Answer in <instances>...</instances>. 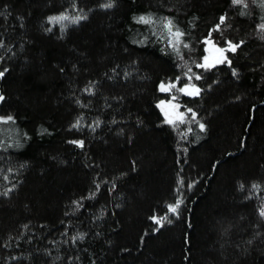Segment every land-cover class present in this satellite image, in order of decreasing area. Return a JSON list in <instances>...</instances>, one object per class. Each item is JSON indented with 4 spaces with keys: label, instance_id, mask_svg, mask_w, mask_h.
<instances>
[{
    "label": "trees",
    "instance_id": "trees-1",
    "mask_svg": "<svg viewBox=\"0 0 264 264\" xmlns=\"http://www.w3.org/2000/svg\"><path fill=\"white\" fill-rule=\"evenodd\" d=\"M262 26L264 0H0V264H264ZM162 84L199 88L187 122Z\"/></svg>",
    "mask_w": 264,
    "mask_h": 264
},
{
    "label": "rangeland",
    "instance_id": "rangeland-1",
    "mask_svg": "<svg viewBox=\"0 0 264 264\" xmlns=\"http://www.w3.org/2000/svg\"><path fill=\"white\" fill-rule=\"evenodd\" d=\"M67 21H68V19H64V20L53 19L51 21V23L62 25V24H66ZM217 54H218V52L216 51V47L213 45V43L208 42L205 46V56H204L203 61H202V66L206 67V68H212L216 65H220V64L225 63L226 62L225 58H223L220 62H218L216 64H211V63L209 64L208 63V61L213 60ZM188 85H191V84H188ZM166 87L168 89L167 92H165V94L168 95V99H166V101L174 102L176 105V107H175L176 116L174 118L167 117L166 122L169 123L168 121L171 120V121H173L172 123H176L177 125L187 122L186 120L188 119L187 118L188 112L182 107V105L177 101V99H173V97H175L173 95V91H175V93L183 94V92L180 91L179 89L183 88L184 86H181L180 88H177V89H176V86L175 87L166 86ZM181 116L183 117L182 121L180 119Z\"/></svg>",
    "mask_w": 264,
    "mask_h": 264
},
{
    "label": "snow or ice",
    "instance_id": "snow-or-ice-1",
    "mask_svg": "<svg viewBox=\"0 0 264 264\" xmlns=\"http://www.w3.org/2000/svg\"><path fill=\"white\" fill-rule=\"evenodd\" d=\"M232 2L234 3V4H242L243 2H244V0H232ZM110 6V5H109ZM246 6V5H245ZM56 19H59V20H64V19H67V17H65V16H61V17H59V18H56ZM79 19V17H77V20ZM140 20L142 21V22H144V23H149L150 22V20L149 19H146V18H144V17H141L140 18ZM223 21H224V17H221V23H223ZM166 27L168 28V30H169V32H172V21L171 20H168L167 21V24H166ZM262 30H264V26H262ZM173 35L177 38V42H179V37L182 35V33L177 29L176 31H175V33H173ZM185 47H187V45H185ZM229 47H230V49L231 50H235V48L237 47V45H232V44H230L229 45ZM217 51H219V52H223L224 50L223 49H217ZM207 59V58H206ZM3 75V73H0V76H2ZM197 79H199V77H197ZM161 91H167L168 89L162 84L161 86ZM169 87H175V85H170ZM180 91H185V89H183V88H181V89H179ZM198 91H199V89H193V92H188V93H186V94H189V95H191V94H194V93H198ZM0 99H2V97H0ZM173 99H175V97H173ZM163 103V102H162ZM166 115H167V113H166ZM9 120H11L12 118L11 117H9L8 118ZM180 119H181V121L183 120V117L181 116L180 117ZM6 122V121H5ZM169 123H172L173 121H171V120H169L168 121ZM201 128H203V125H201ZM80 144H81V146H82V142H80ZM253 187L255 188V187H257L256 185H253ZM179 207V201L176 203V205H170L169 206V211H171V212H173V213H175L176 211H177V208ZM261 215H264V211H262L261 212ZM153 219V221L155 222V223H157V224H160L161 223V221L159 220V219H156L155 217H153L152 218ZM165 219H166V217H165Z\"/></svg>",
    "mask_w": 264,
    "mask_h": 264
},
{
    "label": "water",
    "instance_id": "water-1",
    "mask_svg": "<svg viewBox=\"0 0 264 264\" xmlns=\"http://www.w3.org/2000/svg\"><path fill=\"white\" fill-rule=\"evenodd\" d=\"M224 51H231V49H230V47H227ZM224 51L221 53V52H219V51H217L218 52V54L214 57V59H213V61H211L210 63H213V64H215V63H218V62H220L221 60H222V58H223V53H224ZM166 87V86H165ZM167 88V87H166ZM199 89V88H197L196 86H192V85H186V86H184L183 87V89H185V91H183V94L184 95H187V96H190V97H194L195 95H197L198 93H194V94H191V95H189V94H186V93H188V92H193V89ZM162 93L163 92H167V91H161ZM199 92V91H198ZM163 102V103H162ZM159 107L161 108V110L164 112V114H165V116L166 117H170V118H174L175 116H176V113H175V107H176V105H175V103L174 102H168V101H166V100H161L160 102H159ZM166 113H167V115H166Z\"/></svg>",
    "mask_w": 264,
    "mask_h": 264
},
{
    "label": "flooded vegetation",
    "instance_id": "flooded-vegetation-1",
    "mask_svg": "<svg viewBox=\"0 0 264 264\" xmlns=\"http://www.w3.org/2000/svg\"><path fill=\"white\" fill-rule=\"evenodd\" d=\"M216 51H217V49H216ZM223 55H224V54H223ZM211 61H213V60H211ZM211 61H208V63L210 64ZM211 64H213V63H211Z\"/></svg>",
    "mask_w": 264,
    "mask_h": 264
}]
</instances>
